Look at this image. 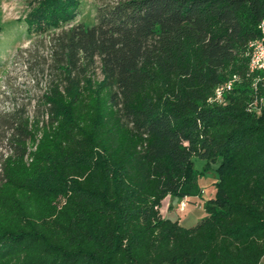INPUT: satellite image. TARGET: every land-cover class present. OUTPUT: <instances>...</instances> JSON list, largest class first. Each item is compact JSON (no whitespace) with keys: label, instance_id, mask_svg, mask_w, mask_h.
<instances>
[{"label":"trees","instance_id":"obj_1","mask_svg":"<svg viewBox=\"0 0 264 264\" xmlns=\"http://www.w3.org/2000/svg\"><path fill=\"white\" fill-rule=\"evenodd\" d=\"M33 2L31 33L80 5ZM261 22L264 0H117L57 33L43 112L18 121L0 162V264H260L264 114L239 87L206 100ZM193 158L218 161L217 180L184 226L160 207L200 195Z\"/></svg>","mask_w":264,"mask_h":264},{"label":"rangeland","instance_id":"obj_2","mask_svg":"<svg viewBox=\"0 0 264 264\" xmlns=\"http://www.w3.org/2000/svg\"><path fill=\"white\" fill-rule=\"evenodd\" d=\"M33 1L0 0V162L11 148L10 135L15 125L26 116H41V95L50 80L58 77L51 56L53 37L72 24L93 25L97 7L117 0H80L79 10L72 21L43 33H31L24 21ZM247 47L226 63V79L233 76L236 78L234 87L242 89L238 97L243 99L247 111L261 116L264 114V103L254 93L258 85L257 75L250 73L246 64ZM94 71L97 77L101 76L98 67ZM217 163L218 161L212 163L210 170L201 172L202 160L193 159V167L198 172L196 182L201 189L202 202L214 193V183L217 180L214 168ZM197 201L188 200L186 208L180 210V203L165 197L161 202L160 212L172 219L179 216L181 221L191 214L197 215L200 209V202ZM260 264H264V260Z\"/></svg>","mask_w":264,"mask_h":264},{"label":"built area","instance_id":"obj_3","mask_svg":"<svg viewBox=\"0 0 264 264\" xmlns=\"http://www.w3.org/2000/svg\"><path fill=\"white\" fill-rule=\"evenodd\" d=\"M261 35L260 37L250 40L248 43V68L250 73L257 75L256 81L258 83H264V22L260 23ZM235 77L226 79L223 82L215 85L208 96L206 102L208 104H224L225 94L230 92L234 86ZM258 99L264 103L263 97H258ZM188 199L183 197L180 201L179 208L184 210L187 206Z\"/></svg>","mask_w":264,"mask_h":264},{"label":"crops","instance_id":"obj_4","mask_svg":"<svg viewBox=\"0 0 264 264\" xmlns=\"http://www.w3.org/2000/svg\"><path fill=\"white\" fill-rule=\"evenodd\" d=\"M194 159V158H193ZM202 162H203V164L205 163V160H202ZM202 195H198V196H186L187 197V199L188 200H198L197 202L199 203V212L197 213V215H193V214H191L190 216H188V217H186L185 219H182L181 221H180V219H179V216H178V218L177 219H179V222L182 224V225H184V226H190V225H193V224H195V222L200 218V217H202L203 215H204V210H203V207H202V205H203V202L202 201H200V197H201ZM166 197H169L170 199H173V202H175V203H180V201L183 199V197L182 198H177V197H170V196H166ZM186 208V207H185ZM203 210V211H202ZM172 213V212H171ZM201 215V216H200ZM164 216V215H163ZM168 217V216H167ZM170 218V217H169ZM172 219V218H171ZM189 223V224H188Z\"/></svg>","mask_w":264,"mask_h":264}]
</instances>
